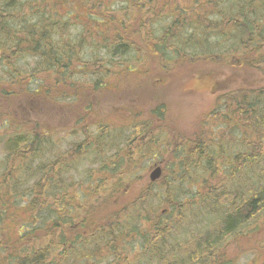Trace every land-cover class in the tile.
<instances>
[{
  "label": "rangeland",
  "instance_id": "1",
  "mask_svg": "<svg viewBox=\"0 0 264 264\" xmlns=\"http://www.w3.org/2000/svg\"><path fill=\"white\" fill-rule=\"evenodd\" d=\"M93 1L94 9L81 0L47 2L50 14L61 9L59 19L68 23L72 38L84 41L66 72V82L58 84L54 74L32 77L38 56L24 54L0 62V78L5 80L0 91L12 90L8 96L0 94V201L11 206L5 209L0 204V232L17 237L19 230L27 234L34 226L38 228L34 236L42 240L45 225L53 221L51 234L56 241V222L67 230L79 226L83 238L67 254L62 245L43 243L52 251L51 261L72 264H169L172 259L183 264H264V211L246 217L232 236L217 237L223 213L247 200L246 192L256 186L264 171V157L235 177L226 171L228 155L243 151L244 144L243 129L235 128L230 116L224 117L226 96H237L240 91L246 99H254L252 109L264 108V64L242 65L238 61L244 54L242 48L234 53L228 48L230 43L223 45L216 35L197 37L190 26L216 12L214 18L224 21L218 12H227V0ZM39 6L43 12V4ZM26 11L23 7L22 12ZM8 14L10 10L0 7V15ZM94 28L104 30L109 43L116 39L119 45L127 44L126 55L116 58L105 52V40L98 43L91 32ZM165 33L168 42L159 51ZM198 39L207 44L201 41V47ZM260 44L264 58V41ZM214 45L223 47L222 51ZM10 72L13 77L22 73L24 79L18 83L8 77ZM263 120H257L259 126L248 140L264 149ZM18 134L36 137L38 143L27 150L31 158L27 172L7 176L8 167L18 170L24 163L22 155L12 157L10 141ZM195 140L213 154L217 150L216 162L219 167L222 162L223 170L179 168L188 160L179 145ZM193 155L195 160L196 152ZM36 165L41 172L35 177ZM53 166L58 175L49 179ZM155 166L161 168L162 177L150 183ZM35 184L44 206L34 218L25 201L30 194L27 188ZM131 216L140 220L128 231L124 227L129 226L126 220ZM85 219L82 232L79 223ZM160 222L171 226L172 230L163 229L166 237L159 239L154 232L139 238L148 225ZM91 228L104 231L99 240L103 251L93 256L82 247ZM71 233L65 232L70 242L74 240ZM26 236L25 242L31 241ZM216 240L219 243L212 245ZM81 248L82 255L73 253ZM144 249L147 252L140 254ZM169 249L171 257L166 255Z\"/></svg>",
  "mask_w": 264,
  "mask_h": 264
},
{
  "label": "trees",
  "instance_id": "2",
  "mask_svg": "<svg viewBox=\"0 0 264 264\" xmlns=\"http://www.w3.org/2000/svg\"><path fill=\"white\" fill-rule=\"evenodd\" d=\"M48 1L49 0H40L38 2L34 0L33 3L32 1H30L23 4H17L16 0H0V7L10 10V14H8L6 17L0 15V62H10L12 59L24 54L36 58L38 56V62L32 70V77L43 74L49 77H53L52 74H54L53 79H58L57 83L60 84L61 82H66L64 78L66 76V72L68 71L70 64L73 62L72 59L77 56V51H79L84 46V41L78 36L72 38V34L68 32V23L63 22V19H59V17L61 16V9H58V11L55 10L53 14H50L49 10H46ZM81 1L85 5L91 6L92 9L95 8L93 0ZM40 3L43 4V6L41 7L44 8L43 12H41L40 10ZM226 4L229 5V7L225 9L227 10V12L223 10L218 12L222 17H225L224 21L222 18L218 20L214 18L217 13L216 12L212 16L200 22H197L193 25L190 24V26L195 29L193 30V34L197 37L216 35L218 37V40L221 41L223 45H225L226 42L230 43L228 48L231 49L234 53H237L241 48L244 50V54H242L238 59V61L242 65L249 68H256L259 66L261 67V65L264 64L263 53H260L263 50L262 46H260V43L264 41V0H227ZM59 5L60 7H63V3H59ZM23 7H27L26 13L22 12ZM91 18L96 23L99 22V20H95L94 16H91ZM108 21L111 20L108 19ZM91 32L94 34V37L99 40L98 43L100 42V39L105 40L104 44H106V48L103 47L105 52L113 54V56H115L116 58H120V56H123V54L126 55V51L128 48L127 44L119 45L116 39L115 42L109 43V40H107V34L104 30H98L94 28ZM168 36V33H165L163 35V38L160 41L161 46L158 45L159 51H162L161 47L163 48L164 44L168 42ZM176 36L173 37L174 40L176 39ZM184 37H187V35H185ZM200 39L197 40V43H199L201 47H203L202 42L207 44L206 40ZM120 41L124 43L122 40ZM185 43H187V40L185 41ZM214 46L219 52L222 51L221 49L223 47L221 48L218 45ZM204 52L209 54L210 49L205 48ZM7 68L10 69L11 66H7ZM0 71H3L2 68H0ZM7 75L10 79L15 78L16 81H18V79L20 78L24 79L22 77V73L14 77L11 72L7 73ZM4 82L5 80L0 78L1 87ZM18 83L20 82L18 81ZM11 92L12 90L1 89L0 94L3 96H8L11 94ZM226 97L227 106L226 108H224V117L227 118L228 116H230L233 120L231 122L234 124L235 128L243 129V151H234L233 153H230L228 155V158H230L228 160L230 165L226 169V171L230 172L235 177L247 166L252 164L254 161H257L259 157H264V155L262 156V154L264 153V149L261 148V146H254L253 142L251 140H248V138L252 136L253 133H255L253 132V128L259 126L257 120L264 119V108L252 109L251 107L255 105L251 103L253 99L249 97L247 100L245 94H242V91H240L237 96L228 94ZM216 113V115L219 114V112ZM254 121H256V123ZM139 127L140 131H143V126ZM248 130H250L251 135L248 133ZM12 138L13 139L10 141L11 150L14 152L12 157L18 158V155H22L23 158L21 159L24 163L19 164L20 169L18 170H16L17 168L12 166L11 168L8 167L4 172V174L7 176H13V173H15L16 171H24L25 173L27 172L28 164L31 161L30 156L26 154L27 150L29 151L34 146L36 147L38 143V138L31 137L28 134H18L13 136ZM189 144H192L193 147L190 148ZM179 148L183 150V153L185 152V157H188V160L183 161L186 166L182 165L179 166V168H184L188 171L190 170V168L193 169V167H200L203 170H207L209 167L213 166L210 168L211 170H209L211 172H220L224 168L222 162L220 164V167L216 162V156L218 155L217 150L216 154H213L210 152V149L206 150L202 145H198L197 140H195L194 143H191V141L190 143L185 142L179 145ZM193 152H196L195 160L193 159ZM197 156L199 157L197 158ZM38 172H41V168L36 165L35 177L39 174ZM260 173L263 177L261 180L257 181V184L255 187H253V189H250L248 190V192H246L247 200H241V206L238 207V209H228L223 213L224 224L221 232L217 235V237H220L221 235L223 236V238L232 236L239 230L240 223H242V221L246 219V217L250 215L252 216V214L254 216L258 215L264 211V171H261ZM57 175L58 171L56 170V166H53V168H51L50 170L49 179H52ZM94 188L98 190L97 186H95ZM27 190L30 192V194L26 197H29V199L28 202L25 201V207L30 208L31 215L35 218L36 215H38L37 212L42 210L44 206V203L42 204V192L38 189L37 184L27 188ZM224 190L226 189L224 188ZM12 193H14L16 196V192ZM216 203L218 205V200L216 201ZM0 204L5 209L11 207L3 200L0 201ZM135 205H138V202H135L132 205L133 213L136 208L134 207ZM45 209H48V207L46 206ZM1 213H5V211H1ZM139 218V216L129 217L128 220H126L129 226H126L124 228L128 231H132L136 228V225L140 220ZM45 220L48 221V216L47 218H45ZM86 222L87 220L85 219L79 223L80 227L82 228V232L85 231L83 226L86 225ZM55 224L59 225V235L56 232L58 238H56V241L52 239L51 234L53 221L48 225H45L42 240L34 236L33 232L38 231V228L34 226H32L33 230L29 231L27 234L19 230L17 237H11L8 234L4 235L2 234V232H0V264H72L69 261L65 260L51 261L50 256L52 255V251L47 248L48 246L44 247L43 243L45 241H48V245H62L61 247H64V253H62L67 254L68 252L76 249L75 244H79L81 237L83 238V234L80 236L79 226L70 227L67 230V228L63 227L59 222H56ZM157 226L164 228H158ZM157 226L148 225L147 229L144 230V233L140 235L139 238L145 239L144 235L148 236L156 232V235L160 239L166 237L164 230H172L171 226H163V222L161 224H157ZM116 229L120 230V232L123 231L122 226H116ZM69 230H72L71 235L74 239L71 242L67 238H65V232H68ZM88 230H90V228H88ZM26 235H28L31 241L25 242V237H27ZM103 236L104 231H100L96 228H91V231L88 232L86 236H84L86 239V244L82 242V245L84 244L82 247H84L86 251H88L92 256L101 254L103 248L100 246L99 240L102 239ZM213 237L216 238V234H214ZM114 240L116 239L113 238L112 243H114ZM12 242L26 244L27 248H24L25 246L23 247L18 244H12ZM215 243L218 244L219 240L218 242L216 240L211 244L213 245ZM109 246L110 245L108 244L106 245L105 252H108L107 249L109 248ZM172 251L173 250L169 249L166 255L173 253ZM75 252L82 255V248L81 250H75L73 253ZM146 252L147 249H144L141 250L140 254H145ZM169 256L171 257V255ZM170 257L168 259H170ZM92 262L93 259H90V263ZM169 264L183 263L179 260L176 261L172 259Z\"/></svg>",
  "mask_w": 264,
  "mask_h": 264
},
{
  "label": "bare ground",
  "instance_id": "3",
  "mask_svg": "<svg viewBox=\"0 0 264 264\" xmlns=\"http://www.w3.org/2000/svg\"><path fill=\"white\" fill-rule=\"evenodd\" d=\"M251 96V95H250ZM264 96V95H263ZM251 98V97H250ZM264 99V98H263ZM248 100V99H247ZM254 100V99H253ZM262 102V101H261ZM255 104V103H254ZM257 107H258V104H257ZM263 108V107H262ZM254 117V116H253ZM264 121V120H263ZM225 141V140H224ZM228 142V141H227ZM236 143V142H235ZM250 143V142H249ZM228 144V143H227ZM224 145V144H223ZM237 145V144H236ZM239 147V146H238ZM83 149V148H82ZM102 149V148H101ZM248 150V149H247ZM207 152V151H206ZM241 153V152H240ZM103 154V153H102ZM36 155V154H35ZM42 155V154H41ZM84 155V154H83ZM53 156V155H52ZM55 156V155H54ZM60 156V155H59ZM235 156V155H234ZM58 157V156H57ZM260 158V157H259ZM40 160V159H39ZM241 160H242V158H241ZM46 161V160H45ZM221 161V160H220ZM231 161V160H230ZM259 162V161H258ZM33 163V162H32ZM48 163V162H47ZM61 163V162H60ZM66 163V162H65ZM39 164V163H38ZM50 164V163H49ZM69 165V164H68ZM104 165V164H103ZM251 165V164H250ZM47 166V165H46ZM78 166V165H77ZM98 166V165H97ZM203 166V165H202ZM210 166V165H209ZM212 167V166H211ZM243 167V166H242ZM53 168V167H52ZM65 168V167H64ZM69 168V167H68ZM120 168V167H119ZM20 169V168H19ZM29 169V168H28ZM50 169V168H49ZM96 169V168H95ZM243 169V168H242ZM26 170V169H25ZM43 170V169H42ZM71 170H72V168H71ZM107 170V169H106ZM220 170V169H219ZM250 170V169H249ZM253 170V169H252ZM23 171V170H22ZM68 171V170H67ZM74 171V170H73ZM121 171V170H120ZM205 171V170H204ZM24 172V171H23ZM36 172V171H35ZM55 172V171H54ZM91 172V171H90ZM122 172V171H121ZM254 172V171H253ZM19 173H20V171H19ZM32 173V172H31ZM39 173V172H38ZM229 173V172H228ZM227 173V174H228ZM63 174V173H62ZM66 174V173H65ZM39 175V174H38ZM190 175V174H189ZM26 176V175H25ZM41 176V175H40ZM49 176V175H48ZM92 176V175H91ZM229 176V175H228ZM255 176V175H254ZM244 177V176H243ZM261 177V176H260ZM29 178V177H28ZM260 179V178H259ZM262 179V178H261ZM58 180V179H57ZM248 180V179H247ZM238 181V180H237ZM245 181V180H244ZM243 183V182H242ZM245 183V182H244ZM236 184V183H235ZM239 184V183H238ZM246 185V184H245ZM249 185H251V184H249ZM263 185V184H262ZM225 186V185H224ZM232 186V185H231ZM251 186H253V185H251ZM262 187V186H261ZM189 188V187H188ZM237 188V187H236ZM57 189V188H56ZM54 190V189H53ZM236 190V189H235ZM238 192V191H237ZM243 195V194H242ZM239 198V197H238ZM238 200V199H237ZM240 200V199H239ZM229 203V202H228ZM256 220V219H255ZM264 223V222H263ZM195 227V226H194ZM183 230V229H182ZM263 230V229H262ZM261 230V231H262ZM188 231V230H187ZM190 231V230H189ZM191 231H193V228H192V230ZM218 231V230H217ZM216 231V232H217ZM257 231V230H256ZM255 231V232H256ZM181 232V231H180ZM182 233V232H181ZM188 234V233H187ZM178 237V236H177ZM188 237V236H187ZM176 238V237H175ZM182 239V238H181ZM181 239H180V242H181ZM187 240V239H186ZM176 242V241H175ZM173 244V243H172ZM174 245V244H173ZM184 245V244H183Z\"/></svg>",
  "mask_w": 264,
  "mask_h": 264
},
{
  "label": "water",
  "instance_id": "4",
  "mask_svg": "<svg viewBox=\"0 0 264 264\" xmlns=\"http://www.w3.org/2000/svg\"><path fill=\"white\" fill-rule=\"evenodd\" d=\"M161 174H162L161 168H160V167H155V168L152 170L151 174L149 175V181H150L151 183L156 182L157 180L160 179Z\"/></svg>",
  "mask_w": 264,
  "mask_h": 264
}]
</instances>
